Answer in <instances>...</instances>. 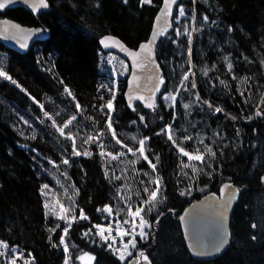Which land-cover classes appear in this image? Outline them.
<instances>
[{"label": "trees", "instance_id": "1", "mask_svg": "<svg viewBox=\"0 0 264 264\" xmlns=\"http://www.w3.org/2000/svg\"><path fill=\"white\" fill-rule=\"evenodd\" d=\"M48 1L49 10L37 15L26 9L25 16L13 12L26 24L49 30V38L25 55V66L21 64L25 68L0 53V67L19 85L9 80L0 84V241L16 249L15 253L0 257V264H10L12 256L21 252L24 258L18 259L17 264H24L28 254L34 258L31 264H64L66 254L60 237L65 221L44 206L48 202L59 212L57 201L73 208L77 218L80 209L89 217L77 219L65 238L72 262L80 253L93 252L97 264H121L99 236L84 237L83 233L93 225L106 226L114 218L130 219L126 213L109 217L97 209L112 205L115 214L116 209L124 208L125 201L117 196V189L123 196L131 195L134 205L146 199L143 188L154 185L148 184L144 172L162 179L160 202L145 216L152 224L151 239L136 237L137 249L144 252L155 242L159 262L155 253H147L153 257V264H264V234L257 240L249 236L254 214L248 208L264 201V198L257 200L264 191H253L264 186V179L261 180L264 175L258 177L253 168L257 158L261 161L264 158V115H256L258 106L264 108V0H187L190 17L187 25L189 30L198 29L192 35L191 57L187 37L177 36L174 26L158 41L156 56L165 85L152 110L140 103L128 106L124 93L130 73L129 61L117 52L103 50L99 39L113 34L136 48L147 39L162 0L144 5L141 0ZM204 16L208 17L207 22ZM229 62L233 65L231 73L227 68ZM190 65L195 73L190 79H195L197 88L181 91L172 108L162 96L175 93ZM233 75L237 78L233 79ZM244 77L249 78L246 83L241 82ZM102 85L116 89L112 119L118 137L133 148L139 147V139L149 137L146 154L157 163L156 173H152L143 159L134 166L129 164L136 159L131 154L109 163L110 158L99 155L96 143L83 142L89 134L95 135L103 129L107 151L126 152L106 129L108 110L101 112L100 106L111 98V93ZM65 87L75 99L65 92ZM242 91L244 96L240 95ZM197 93L200 101L196 100ZM203 101L210 102L212 108ZM36 102L43 104V110ZM77 102L81 105L80 112L76 109ZM185 103H190L187 110L183 108ZM216 107L222 112L216 113ZM44 111L59 125L76 115L70 130L76 134L77 148L92 155H72V142L60 136L52 121L44 117ZM140 116L144 117L143 122ZM168 124L173 125L178 137L194 138L184 145L187 150L203 149L207 144L215 153L214 157H206L204 164L193 162L203 169L198 176H193L191 168H181L180 161L187 162V157L179 156L166 135H156ZM200 139L204 144L199 143ZM155 156L159 157L158 162ZM64 158L69 159L68 165L61 163ZM184 172L188 173L187 177ZM114 176L121 179L116 180ZM224 180L236 184L240 197L232 213L231 244L215 259H194L183 238H180L182 245L177 238L181 232L178 217L190 201L208 192H217ZM44 185L49 186L45 189L47 195L41 193ZM182 191L187 194L181 195ZM244 191L249 192L246 200L242 199ZM57 224L60 227L50 232ZM129 239V236L123 238L124 242ZM132 252L136 254V250Z\"/></svg>", "mask_w": 264, "mask_h": 264}, {"label": "snow or ice", "instance_id": "2", "mask_svg": "<svg viewBox=\"0 0 264 264\" xmlns=\"http://www.w3.org/2000/svg\"><path fill=\"white\" fill-rule=\"evenodd\" d=\"M12 0H0V9H3L6 7L8 3H11ZM126 2V0H125ZM152 0H141V5L144 4H151ZM195 2V0H194ZM176 6L178 9V15L179 17H184L186 15V10L182 5H179L177 3V0H163V7L161 8V14L157 17V21L159 22L161 19L165 21L164 25L159 29V31L153 32V38L149 41H147L144 44L140 45V49L138 51H127V54L131 57V60L133 62V71H132V79L133 81L139 80L140 76L138 75V72H150L152 70V65L155 63L153 59V45L155 43V38L159 35H163L165 32H167V29L169 27L168 24V17L171 15L172 7ZM48 7V3L46 0H39L38 4H33V8H38V7ZM193 20H195V16H193ZM203 20L205 22L208 21V17L204 16ZM19 27V26H15ZM198 29L193 27L191 31L189 30V26L186 24L183 29H176V34L177 36L183 34L187 37L188 39V55L189 58L191 57V41H192V35L191 33L194 31H197ZM7 29H5V32ZM231 31V28L229 29ZM112 37H105L103 40H101V43L105 45V47H108L109 45L105 43L107 40H112ZM116 43H119L118 41ZM26 44H22L21 47H26ZM123 47V46H121ZM227 60V57H225ZM111 62V61H109ZM190 63V59H189ZM158 68L159 66L156 65ZM228 71L231 73L233 71V65L231 62L227 64ZM124 70L127 71V65H124ZM208 69H205L204 72L207 74ZM191 77L195 76V73L191 71V65L190 69L188 72H185L182 75V78L180 80L179 86L177 87L175 93H168L166 95H163L162 98L165 101H169V106L172 108H175L176 103H177V96L181 91L184 92H189L197 88V84L195 82V79H190ZM0 78H3L5 80L11 81L12 84L19 85L17 84V81L12 79V77L2 68L0 67ZM233 79H236L237 77L233 75ZM248 77H244L243 80L241 81L242 83H246ZM150 81H153V86L149 90L152 94V97L155 96L156 92H159L161 87L165 85V80L162 76H160L158 73H154L153 76L149 77ZM221 84H225V81L221 80ZM227 86V85H225ZM101 87H107L108 91L111 93V98L106 101L104 105L100 106V111L104 112V109L106 108L108 111L105 113L107 116V120L105 122L106 124V129L110 133L111 138L115 140V143L119 145L121 148L126 149V152H118L117 154H113L112 152L107 151V145L103 143V137L105 135V131L102 129L99 132H97L95 135L89 134L84 140V143H96L98 147L100 148L99 155L101 157L105 158H110L109 163L113 160H118L121 157H123L126 154H131L132 156L136 157L135 160L129 161L128 163L131 165H135L140 159H143L145 162H147L148 166L152 170V173L157 172V163H153L152 159H149V155L146 154V143L150 139L149 137H144L141 138L137 141L139 147L138 148H133L131 146H128L127 144L123 143V141L118 137L117 132L115 128L113 127V119H112V112L115 110L114 109V100H115V93L116 89H114L113 86H101ZM65 92L69 95L72 96L73 99L75 97L73 96L72 92L70 89L65 87ZM241 96H244V92L242 91L240 93ZM34 99V98H33ZM100 99H103V97H100ZM132 99H139V100H145V97L142 95L139 96H130V106H131V100ZM196 100L200 101V96L197 93L196 94ZM262 102H264V98H262ZM39 104V102H36ZM203 103L208 104L209 108H212V105L208 101H203ZM146 107L149 108H155L156 105L153 102H146ZM39 107L43 110V104H39ZM183 108L185 110L190 108V103H185L183 104ZM76 109L77 112L81 111V105L79 102L76 103ZM135 111V109L133 108ZM216 113L222 112V109L219 107H216L214 109ZM44 117L52 121V126L56 128V130L59 132L60 136L64 137L67 140H70L72 142V155L74 156H79L81 154L90 156L92 155L91 152L84 150L83 153L77 148L76 144V134H73L72 131L70 130L71 126L73 125V122L76 121L77 117L76 115H73L70 119L66 120L62 125L57 124V121L50 116V114L47 111H44ZM58 115V114H57ZM257 116L264 115V108H260L258 106V110L256 112ZM235 118V117H234ZM250 119V117H248ZM140 121H144V117L140 116ZM24 123H28L27 121H24ZM135 123V122H133ZM66 129H69V131H65ZM156 135H166L167 140L171 142L172 146L177 150L179 156L181 157H187V162H184L183 160L180 161V166L182 169H188L191 168L193 176H198L203 169L197 167V165L193 162H199L200 164L206 163V157H214L215 153L212 151L211 147H209L207 144H204L203 139L199 140L200 144H204V148H196L194 151H189L187 150L184 145L192 141L194 138L191 135H184L178 137L176 134V130L174 129L173 125L168 124L165 125L164 128L160 130V132H157ZM33 138H35L33 136ZM133 140L136 138L133 137ZM155 160L158 162L159 157L155 156ZM53 163L54 167H59L56 165L54 162ZM62 164L68 165L70 163L68 158H64L61 161ZM123 171V170H122ZM107 171L105 172V175L107 176ZM66 175V173H65ZM144 176L148 177V184L149 185H154V187H148L145 186L143 188V193L146 194V199L141 200L138 204H133L131 203L132 197L131 195L129 196H123L121 195L120 189H117V196L125 201V207L124 208H118L115 211V214L113 213V207L112 205H105L102 209H97L98 212L106 213L109 217H120L121 213H126L130 219L127 220H121V219H113L110 221L106 226L105 225H93V228L96 229L95 233H93V228H89L87 231L83 233L84 237H88L90 235L95 234L96 236H99L102 241L108 246L109 249H111L114 253L118 254V258L121 261V264L128 258L132 257V250H136L138 252V255L136 257H133L132 260H128V264H133V261L135 264H141V261L145 262V264H151V261L149 260L148 255L145 254L144 251H139L137 249V241L136 237L139 236L141 240H146L148 238L149 233L145 231V229H151L152 224L145 218L147 213H150L153 208L156 207V205L160 202V197H161V184H162V179L156 175L153 176L149 172H144ZM184 175L187 177L188 173L184 172ZM191 178V177H190ZM114 179L120 180V176H114ZM144 181H141V184H143ZM48 185H44L43 188L41 189L42 195H47V192L45 189H48ZM233 186L231 184H225L224 188L221 190L222 192L224 190H232ZM125 190L127 191V186H125ZM236 192L239 190L236 189ZM68 189L65 188V194H67ZM78 194V192H77ZM181 195H186V191H182L180 193ZM137 196L140 195L139 192L136 193ZM232 197L230 196L229 201L227 203L231 202ZM69 200H72V197L69 196ZM59 204V212H55V205H52L50 207L49 203H45V208L49 210L50 213H55L57 215V218L60 220L65 221L66 226L62 229V235L60 237V245H63V250L66 254V258L64 261V264H71V255H70V249L69 245L66 242V237L69 235V230L72 227V224L77 220H88L89 217L84 213L83 209H80V215L77 218V216L74 214V209L70 207H65L63 203H60V201L56 202ZM74 203V201H73ZM147 206V207H146ZM133 208L135 210H133ZM69 213H73L72 215H69ZM181 219H185L184 217H181ZM138 220V223H137ZM115 225V227H113ZM124 225H129L128 228H125ZM60 225L57 224L55 228L49 229L50 232H55L56 228H59ZM253 227H256V225H253ZM137 229H139L137 231ZM115 230L116 235L113 236V231ZM107 233V235L105 234ZM125 236H129L130 239L127 241V243L124 242L123 238ZM51 236L49 237V240L51 241ZM117 239L120 240V247H116V242ZM214 244H213V251L218 253L222 251L223 247L227 244V237L226 234L220 231H217L215 236H214ZM255 239V237H253ZM54 247L57 245L53 244ZM16 249L10 248L9 245L4 242L0 241V257H4L8 253H15ZM201 254V253H197ZM29 255V259L24 260V264H31L32 260L34 258H31V254ZM24 255L23 253H19V255H14L10 259V264H17L18 259H23ZM78 260L81 261V264H85V262H88V264H91V262L94 260V257L91 256L89 253H83L82 255L77 257Z\"/></svg>", "mask_w": 264, "mask_h": 264}, {"label": "water", "instance_id": "3", "mask_svg": "<svg viewBox=\"0 0 264 264\" xmlns=\"http://www.w3.org/2000/svg\"><path fill=\"white\" fill-rule=\"evenodd\" d=\"M46 2L48 3L47 8L41 6L34 9L33 4H38L39 0H12L11 3H8L6 5V7L21 5L25 7V9L29 10L31 13L37 14L39 11L49 10V1L46 0ZM178 2L179 0H177V3ZM162 7L163 0L159 4L147 39L141 41L136 48L130 47L120 37L113 34H105L99 39V45L103 50L115 51L129 61L130 73L128 76L127 86L124 93V97L129 107H133L135 103H140L145 109L152 110L153 108L145 106L146 102L150 103L154 101L156 105L158 94L163 88L162 86L160 91L156 92L155 96L152 97V94L149 90L152 88L154 80L150 81L149 77L153 76L154 73H158L160 76L163 77V70L156 56V46L158 41L162 37H164L168 32H170L173 28V19L175 17L176 12L175 5L172 7L171 15L168 17L167 22L169 24V27L167 29V32L155 38V43L152 48L153 59L155 63L151 66L152 70L150 72H138V75L140 76L139 80L133 81V62L131 60V57L127 54V51H125V49H127L128 51H138L140 49L141 44H144L153 38L154 30L159 31V29L165 23L163 19H161L159 22L157 21V17L161 14ZM5 29H7L6 32ZM48 37L49 31L47 30L43 31L40 28L21 26L18 22L12 21L8 18L0 19V40L6 46L15 48L20 52H26L29 49L30 44L33 40H43ZM105 37L113 38L112 40L105 41V43L109 45L108 47H105V45L101 43V40H103ZM117 41L119 43H116ZM22 44H26L27 46L21 47ZM156 65H158L159 67L157 68ZM139 95L144 96L145 100L132 99L130 106V96ZM225 184H231L233 186L232 190H224L222 192L221 190L224 188ZM236 189H238L236 184L224 180L221 182L219 190L217 192H209L197 199L190 201L181 211L178 217V222L180 230L182 232L183 240L185 242V246L189 252V255L192 258L197 260H212L223 254L228 248V244L232 240L231 216L234 208V201H236L239 197V191L236 192ZM230 196L232 197L231 202L227 203L229 201ZM181 217H184L185 219L182 220ZM217 231L225 233L227 237V244L223 247L222 251L218 253L213 251V238ZM133 264H135L134 261ZM141 264H145V262L141 261ZM151 264H153L152 261Z\"/></svg>", "mask_w": 264, "mask_h": 264}, {"label": "rangeland", "instance_id": "4", "mask_svg": "<svg viewBox=\"0 0 264 264\" xmlns=\"http://www.w3.org/2000/svg\"><path fill=\"white\" fill-rule=\"evenodd\" d=\"M178 4L179 5H182L185 8L186 15L184 17H179V15H178V9L176 7L175 17L173 19L174 30H176L178 28L179 29H183L184 26L188 23V19L190 18L189 15H188V13H187V0H179ZM66 31H68V29ZM191 35H193V32L191 33ZM166 94H168V93H165V95ZM165 102H166L167 105H169V103H170L169 101H165ZM261 163L264 164V158L263 157H262V161L260 159L258 160V158H257L256 163H255V166L253 167L254 170L259 174L258 177H262L264 175V174H262L264 172V167H261ZM263 179H264V177L261 178L262 181H263ZM253 191H264V186H258ZM247 195H249V192L248 191H244L243 196H242V199L243 200H246L245 199V196H247ZM259 196H260V198H258L257 200H260V199L264 198V195H262V192L259 194ZM239 200H240V197L237 200L238 203H239ZM249 200H250V198H249ZM248 208L254 214L253 217H252V220L250 221V226L252 227L251 228L252 231L249 232V236L250 237H255V240H257V239L260 238L259 236H261L262 234H264V201H258L253 207H248ZM251 223H255V225H256L255 229L253 228V226H252ZM138 230L139 229H137V231ZM145 231H147L149 233L147 239H151L150 237L152 236V234L150 232V229H147L146 228ZM113 232H115V230ZM113 236H115V235H113ZM181 237H182V232L177 233V238L179 239V243H181V245H182V240H180ZM147 239H146V241H147ZM260 241H263V239H261ZM183 242H184V240H183ZM125 243H127V242H125ZM184 244H185V242H184ZM230 244H231V242L228 244V246ZM120 246L121 245H120V240H119V241L116 242V247H120ZM227 249H226V251H227ZM138 250L141 251V249H139V248H138ZM144 250H146V249H144ZM149 252H152V253H155L156 254V251H155V242H152L151 248L150 249H147L145 251V254L148 255L147 253H149ZM83 253H89L91 256H93L94 257V260L91 262V264H97L96 263V257H95V255H94L93 252H83ZM83 253L78 254V256L82 255ZM116 255L118 256V254H116ZM137 255H138V252L137 251H136V254H133V252H132V257H128L127 260H125L126 261L125 264L128 262V260L132 259L133 257H136ZM156 255L158 257L157 261L159 262V260H160L159 254L157 253ZM148 257H149V260H151L153 262V257L151 255H148ZM71 264H81V261L76 258V260L74 262L71 261ZM85 264H88V262H85Z\"/></svg>", "mask_w": 264, "mask_h": 264}, {"label": "flooded vegetation", "instance_id": "5", "mask_svg": "<svg viewBox=\"0 0 264 264\" xmlns=\"http://www.w3.org/2000/svg\"><path fill=\"white\" fill-rule=\"evenodd\" d=\"M25 7L21 6V5H16V6H11V7H5L3 9H0V19L3 18H8L12 21L18 22L21 26H28V27H35V28H40L43 31H45L41 26L39 25H29L26 24L25 22L17 19L14 15L13 12H17L18 14H21L23 16H25V12H24ZM27 10V9H26ZM29 11V10H28ZM30 12V11H29ZM40 12V11H39ZM38 12V13H39ZM37 13V14H38ZM33 14V13H32ZM37 14H33V15H37ZM49 31V30H47ZM50 36V35H49ZM49 38V37H48ZM46 38V39H48ZM37 39V38H36ZM33 40L30 44L29 49L25 52H20L15 48H11L9 46H6L4 43H2V41L0 40V53H2L3 55H7L9 58L13 59V61L17 64L20 65L22 69H24L25 67H23L21 64H23L25 66V55H27L28 53L31 54L32 51L34 50V48L39 45L40 42L46 40ZM7 82V80L0 78V84Z\"/></svg>", "mask_w": 264, "mask_h": 264}, {"label": "bare ground", "instance_id": "6", "mask_svg": "<svg viewBox=\"0 0 264 264\" xmlns=\"http://www.w3.org/2000/svg\"><path fill=\"white\" fill-rule=\"evenodd\" d=\"M109 51H112V50H109ZM114 52H115V51H114ZM156 103H157V101H156ZM197 212H198V211H197ZM195 213H196V212H195ZM195 213H194V214H195ZM253 228L255 229V227H253Z\"/></svg>", "mask_w": 264, "mask_h": 264}]
</instances>
